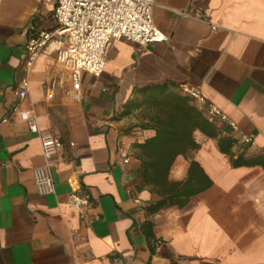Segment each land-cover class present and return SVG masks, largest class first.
Returning <instances> with one entry per match:
<instances>
[{
  "label": "crops",
  "instance_id": "obj_1",
  "mask_svg": "<svg viewBox=\"0 0 264 264\" xmlns=\"http://www.w3.org/2000/svg\"><path fill=\"white\" fill-rule=\"evenodd\" d=\"M153 2V22L168 39L110 41L104 71L83 73L74 100L53 45L24 66L29 36L56 25L55 1L0 0V264H107L112 254L126 264H264V0ZM161 83L198 88L237 124L235 132L215 124L237 139L232 158L254 164L233 166L216 138L196 130L198 147L175 158L169 179L186 181L194 161L211 184L152 212L167 197L140 176L135 145L155 132L139 127L135 89ZM14 107L62 143L52 194L37 193L40 139ZM242 134L254 145L240 143ZM73 188L90 197L85 218L69 204Z\"/></svg>",
  "mask_w": 264,
  "mask_h": 264
},
{
  "label": "built area",
  "instance_id": "obj_2",
  "mask_svg": "<svg viewBox=\"0 0 264 264\" xmlns=\"http://www.w3.org/2000/svg\"><path fill=\"white\" fill-rule=\"evenodd\" d=\"M56 25L52 30H43L29 36L25 47L24 66L26 72L32 67L38 55L53 45L57 63L65 70L71 83V99L81 98V77L83 73L99 76L105 69L106 51L112 40H124L146 47L166 41L167 36L159 30L152 17L153 0H54ZM18 92L22 99L27 91V76L21 79ZM182 94L205 110L210 123L224 124L231 131H238L237 124L219 107L206 101L201 91L189 85H181ZM14 107L12 112H17ZM31 133L39 136L45 163L32 170L37 193L41 196L54 193L51 161L62 148L60 139L50 132L39 129L35 115L18 111ZM5 121V119H4ZM238 141L254 145L252 135L242 134ZM122 163H128L124 157ZM69 204L82 218L86 217L90 197L78 188L71 189ZM107 264H126L121 254H112Z\"/></svg>",
  "mask_w": 264,
  "mask_h": 264
},
{
  "label": "trees",
  "instance_id": "obj_3",
  "mask_svg": "<svg viewBox=\"0 0 264 264\" xmlns=\"http://www.w3.org/2000/svg\"><path fill=\"white\" fill-rule=\"evenodd\" d=\"M179 88H175L172 83H161L135 89L136 96L141 97L137 106L141 108L142 121L139 127L155 132L153 136L135 145L141 160L140 176L153 193L167 197L151 205L149 211L152 212L173 204L182 206L189 197L211 184L194 161L190 163L186 181L169 179L175 158L198 147L193 136L196 130L207 137L216 138L219 150L231 156L233 166L254 164V161H245L242 155L232 158L231 148L237 139L232 135H221L220 129L207 120L205 110L197 106L189 96L182 94ZM194 168H198L197 173ZM170 264L175 263L171 260Z\"/></svg>",
  "mask_w": 264,
  "mask_h": 264
}]
</instances>
